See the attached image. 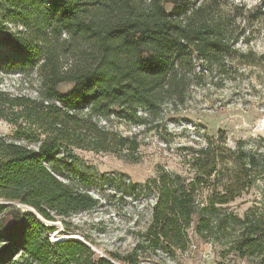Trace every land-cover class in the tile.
<instances>
[{
  "label": "trees",
  "instance_id": "trees-1",
  "mask_svg": "<svg viewBox=\"0 0 264 264\" xmlns=\"http://www.w3.org/2000/svg\"><path fill=\"white\" fill-rule=\"evenodd\" d=\"M261 17L264 0H0L1 61L36 78L35 96L0 89V119L14 126L0 136V264H140L148 247L184 253L194 237L264 264V148L231 147L221 132L183 148L191 178L163 168L143 185L157 202L131 253L52 242L48 224L100 203L49 163L76 150L130 156L141 141L115 121L158 130L195 87L224 84L243 65L264 72V52L239 48ZM250 194L239 214L232 204Z\"/></svg>",
  "mask_w": 264,
  "mask_h": 264
},
{
  "label": "rangeland",
  "instance_id": "rangeland-1",
  "mask_svg": "<svg viewBox=\"0 0 264 264\" xmlns=\"http://www.w3.org/2000/svg\"><path fill=\"white\" fill-rule=\"evenodd\" d=\"M234 1L246 3L248 7L261 2ZM252 28V42L240 43L239 48L261 54L264 17L253 23ZM72 87L71 83H65L59 90L66 93ZM35 88L33 75L22 76L4 66L0 58V89L35 96ZM112 126L125 135L137 133L141 141L139 150L130 156L121 152L76 150L73 158L56 166L49 163L62 179L88 191L100 202L94 209L58 218L50 235L52 242L74 235L84 239L101 256H110L111 252L129 254L149 227L157 202V194L143 185L163 168L187 178L193 176L192 151L184 150L185 146L206 145L208 139L217 138L221 132L231 147L244 141L249 148H264V72L258 66L243 65L224 84L195 87L186 106L177 112H168L158 130L117 121ZM13 135L14 126L0 119V136L12 138ZM254 196H244L232 207L243 214L248 204L241 202L253 200ZM220 250V246L194 237L191 248L184 253L172 254L148 247L140 264H253L233 254L223 258Z\"/></svg>",
  "mask_w": 264,
  "mask_h": 264
},
{
  "label": "water",
  "instance_id": "water-1",
  "mask_svg": "<svg viewBox=\"0 0 264 264\" xmlns=\"http://www.w3.org/2000/svg\"><path fill=\"white\" fill-rule=\"evenodd\" d=\"M50 224H51V226H53L54 222H50ZM64 239H79V238H77V237H75V236H71V237L61 238V239H59L58 241H60V240H64ZM80 239H81V241L85 242L88 246L91 247V245H90L89 243H87L84 239H82V238H80ZM91 248H92V247H91ZM92 249H93V248H92Z\"/></svg>",
  "mask_w": 264,
  "mask_h": 264
},
{
  "label": "bare ground",
  "instance_id": "bare-ground-1",
  "mask_svg": "<svg viewBox=\"0 0 264 264\" xmlns=\"http://www.w3.org/2000/svg\"><path fill=\"white\" fill-rule=\"evenodd\" d=\"M74 236V235H73Z\"/></svg>",
  "mask_w": 264,
  "mask_h": 264
}]
</instances>
